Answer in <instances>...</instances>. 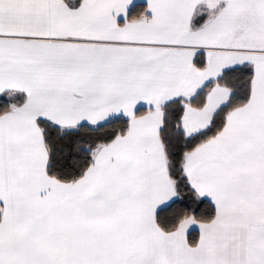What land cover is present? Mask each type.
Segmentation results:
<instances>
[{
	"label": "snow or ice",
	"instance_id": "6c2138e0",
	"mask_svg": "<svg viewBox=\"0 0 264 264\" xmlns=\"http://www.w3.org/2000/svg\"><path fill=\"white\" fill-rule=\"evenodd\" d=\"M0 264H264V0H0Z\"/></svg>",
	"mask_w": 264,
	"mask_h": 264
}]
</instances>
